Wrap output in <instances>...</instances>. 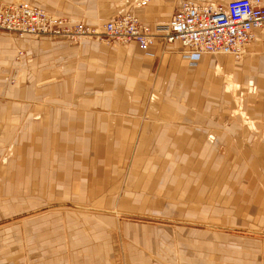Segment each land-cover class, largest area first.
<instances>
[{"label":"rangeland","instance_id":"374dc122","mask_svg":"<svg viewBox=\"0 0 264 264\" xmlns=\"http://www.w3.org/2000/svg\"><path fill=\"white\" fill-rule=\"evenodd\" d=\"M136 1L122 0V4L130 7ZM25 2L40 5L36 0ZM23 49L22 60L32 63L34 53ZM215 75L225 98L219 109L213 108L209 124L197 128H187L175 112H169L174 105L167 102L179 99L165 95L166 90L142 87L118 93L114 89L107 90L106 96L103 90L75 89L74 93L60 87L43 92L42 126H30L24 137L15 131L2 143L0 137V177L23 176L30 182L4 190L0 185V209H7L1 201L7 190L14 192L10 196L20 197L6 201L18 215L4 221L17 225L21 215L40 210L103 215L107 225L114 218L110 228L114 264H125L127 251L169 257L172 264H264V102L259 103L263 91L257 90L253 78L237 82L221 70H215ZM6 81L11 86L12 76ZM61 81V75L52 80ZM42 84L47 88L49 82ZM64 94L72 104L49 101ZM85 97H90L88 106L81 103ZM2 100L0 94V107ZM65 114L72 116L67 131L72 136L42 135L46 144L33 145L45 124L54 126ZM85 122L88 125L83 126ZM9 237L18 240L16 228Z\"/></svg>","mask_w":264,"mask_h":264},{"label":"crops","instance_id":"0c3cea01","mask_svg":"<svg viewBox=\"0 0 264 264\" xmlns=\"http://www.w3.org/2000/svg\"><path fill=\"white\" fill-rule=\"evenodd\" d=\"M10 1L14 0H0V5ZM36 1H39L41 7L56 12L61 10L66 14L59 13L60 15L82 18L89 21L88 24L103 23L113 15L131 10L141 21L152 26L156 21L166 20L181 0H148L145 5L132 4L130 7L122 4V0L116 4L112 1L109 3V0H82V4L74 0ZM204 1L223 3L227 0ZM255 34V40L248 46V54L243 56L241 61L230 55L213 54H203L197 60L190 61L183 56V48L177 42L166 45L154 42L142 50L133 42L125 47L108 46L88 39H82L74 44L67 41L32 40L31 36H17V38L13 33L0 31V94L4 98L2 100L4 105L0 107L3 108V113L0 114L2 115L1 143L5 138L10 140V136L14 135L15 131L18 137H24L29 135L30 126L34 129L42 126L40 109L42 94L46 90L56 91L59 87L73 90L74 93L75 89H83L89 93L91 90L97 92L103 90L105 96L107 90L114 89L118 93L120 90H135L142 87L166 90L165 95L179 99L176 102H167L174 105L173 111L169 112H175V118L182 119L186 127L197 128L202 127L203 124L207 125L213 108L219 109L221 101L225 98L215 70L229 73L237 82L255 79L257 90L263 91L264 97V28L256 31ZM22 47L31 49L34 53L32 63L22 59L14 61L16 50L23 51ZM20 71L22 76L15 77ZM60 75L62 76L60 84L52 82ZM11 76L13 84L10 86L6 80ZM47 81L48 87H42V83ZM74 82L76 84H73ZM70 98L68 94H64L60 97H51L49 101L51 103L57 101L61 105L68 106L72 104ZM89 98L85 97L81 103L88 106ZM262 102L264 98L259 103ZM118 106L121 108L122 103L120 102ZM21 120H24L22 126L19 125ZM13 124L16 125L11 126ZM86 125L88 123L85 122L83 126ZM70 127H72V116L65 114L64 118L59 119L54 126L53 123L50 126L45 124L43 133L39 132V138L33 141V145L40 148L43 143L46 144L42 142V135L48 138L57 134L72 136V133L67 132ZM53 128L56 132L50 131ZM57 129L61 131L58 133ZM78 134L83 135V133ZM8 145L10 146V143ZM24 179L23 176L5 175L0 177V185L4 190L6 186L30 183ZM6 192L7 196H1V201H5L7 209H0V264H112L114 262L116 251L111 241L113 233L110 231L112 230L110 228L114 227V218H109L107 225V218L103 215L40 210L33 215H21L20 218L23 219H20L17 225L10 224L9 221L4 220L18 214L15 213L16 210L11 212L6 201L20 200V197L10 196L14 194L12 190ZM15 228L18 240L11 241L9 234L13 233ZM124 259L125 264H172L169 257L133 255L128 251Z\"/></svg>","mask_w":264,"mask_h":264},{"label":"built area","instance_id":"2783aa9c","mask_svg":"<svg viewBox=\"0 0 264 264\" xmlns=\"http://www.w3.org/2000/svg\"><path fill=\"white\" fill-rule=\"evenodd\" d=\"M148 0H137L135 6ZM264 28V0L214 1L181 0L174 12L148 26L131 10L105 22L88 26L68 16L47 11L38 4L14 0L0 5V31L18 37H49L77 43L94 39L122 46L133 42L144 50L154 42H177L183 56L195 61L203 54L230 55L235 59L247 53L256 31ZM17 49L14 60L22 59ZM114 264V263H112Z\"/></svg>","mask_w":264,"mask_h":264}]
</instances>
